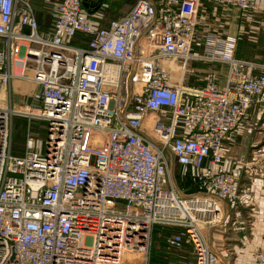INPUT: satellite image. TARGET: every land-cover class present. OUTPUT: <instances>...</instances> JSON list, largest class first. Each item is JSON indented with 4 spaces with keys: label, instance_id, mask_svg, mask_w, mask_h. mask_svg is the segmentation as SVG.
Here are the masks:
<instances>
[{
    "label": "built area",
    "instance_id": "1",
    "mask_svg": "<svg viewBox=\"0 0 264 264\" xmlns=\"http://www.w3.org/2000/svg\"><path fill=\"white\" fill-rule=\"evenodd\" d=\"M42 1L55 5L44 32L30 0H0V264H149L155 226L178 230L164 242L189 246L187 264H223L201 227L248 198L222 168L236 162L224 141L264 106V74L248 73L231 37L206 40L227 68L222 89L172 84L165 65L191 61L202 2L259 14L264 0H134L105 28L87 0ZM20 83L33 91L15 108ZM13 116L43 125L42 148L28 126L13 154ZM170 159L201 191L173 188ZM251 258L264 264V231Z\"/></svg>",
    "mask_w": 264,
    "mask_h": 264
},
{
    "label": "crops",
    "instance_id": "2",
    "mask_svg": "<svg viewBox=\"0 0 264 264\" xmlns=\"http://www.w3.org/2000/svg\"><path fill=\"white\" fill-rule=\"evenodd\" d=\"M87 1L90 5L93 4V8H90L91 13L87 12L88 15L103 28L126 13L134 2L132 0V4L129 5L128 0H100L98 4L93 3L95 0ZM32 2L37 8L39 29L44 32L50 27V12L55 5L42 0ZM209 36L234 38L235 58L251 64L248 73L252 77L264 74V11L250 14L233 7L202 2L197 15L194 41L190 48L191 61L186 67H181L180 63L165 65L172 84L181 81L187 87H202L205 79L212 77L220 89L224 88L226 66L204 55ZM224 143L231 150L236 162H225L222 168L235 175L238 189L245 190L247 197L249 196L247 192L251 193V198H247L236 208L225 205L223 222L213 226L214 228L208 227L205 235L208 244L220 255L223 264L227 257L226 253L231 252L230 250L236 260L244 263L242 254L247 249L239 247L244 245L242 243L246 238L244 230L248 225L253 229L260 224L262 222L260 217L264 214V106H253L247 110L237 127L227 135ZM174 168H177L179 173L177 176L174 175L177 179L176 190L184 195L196 193H189V187L184 189L179 186L184 183L185 169L170 159V173ZM211 231L214 233L211 234ZM233 249L238 251L235 253Z\"/></svg>",
    "mask_w": 264,
    "mask_h": 264
},
{
    "label": "rangeland",
    "instance_id": "3",
    "mask_svg": "<svg viewBox=\"0 0 264 264\" xmlns=\"http://www.w3.org/2000/svg\"><path fill=\"white\" fill-rule=\"evenodd\" d=\"M30 1H31L30 3H33L32 0H30ZM38 3H40V2L38 1ZM36 9L37 8L35 7V10ZM14 89H15L14 93L10 94V103L12 104V106H14L15 108H18L20 106L26 105V103L28 102V96H30V94L33 91L32 86L28 85L26 83H20V84H17L14 87ZM16 125L19 126L20 133H23L22 135H20V134L15 135L14 134ZM11 126H12V133H11L12 152H13V148H16L15 152L17 153L19 151V149L22 150V148L24 147L28 126L30 129V136L35 138V140L38 141L39 147L42 148V146H43L42 141L45 140L44 128H43L42 124L34 122V121H28L25 118L13 116L12 120H11ZM20 139H22V141L19 143L17 141H15V140H20ZM263 158H264V156H263ZM170 174H171L172 186L176 190L177 179H175L174 175L177 176L179 174L178 169L174 168V170H172ZM241 192H246V191L242 190ZM247 193L249 195L248 198L250 199L251 193H249V192H247ZM248 202L250 203L251 200H248ZM260 220L262 222L260 224L256 225L253 229H251L250 226L248 225V228L246 227V230H244V232L246 233V234H244V235H246V238H245L244 242H242L244 245L239 246L241 249H242V247L247 249V251H245V253L242 254V255H244V257L242 258L244 263H241L239 261V259L236 260V258L233 256L232 250H230L231 252L226 253L227 257H226V260L224 262L225 264H254L252 262L251 253L256 249L258 244L261 242V234L264 231V214H262V216L260 217ZM201 228H202L201 232L207 241V236L205 234L207 232V229H209V228H208V226L201 227ZM170 229H172V228H170ZM173 230H174V228H173ZM213 231H211V234L214 233ZM160 245H161V241L159 239V236L153 237V241L151 244L152 250L158 249L160 247ZM233 250L235 251V253H236V251H238L237 249L236 250L233 249ZM227 251H229V250H227ZM236 255H238V253Z\"/></svg>",
    "mask_w": 264,
    "mask_h": 264
},
{
    "label": "trees",
    "instance_id": "4",
    "mask_svg": "<svg viewBox=\"0 0 264 264\" xmlns=\"http://www.w3.org/2000/svg\"><path fill=\"white\" fill-rule=\"evenodd\" d=\"M129 5L132 4V0L127 1ZM84 42V38L78 36L74 40L71 41V44L73 45H80ZM15 135L20 134L22 135L23 133H20V128L18 125L15 126ZM18 143L22 141L20 140H15ZM16 148H13V154L15 155H20L21 150L16 153ZM183 176L185 177L184 183L179 184L180 187H183L184 189L189 187L190 190H188L189 193L192 192H199L201 191L199 184H197L188 168L183 171ZM178 230L176 229H169V228H163L160 226H155L153 228L152 232V241L153 237L159 236V239L161 241V245L158 249H150V259H149V264H187L194 262L193 256L190 254V247L186 245H182L180 249H170L167 248L164 240L166 237L171 236L173 233H177ZM152 250V251H151Z\"/></svg>",
    "mask_w": 264,
    "mask_h": 264
},
{
    "label": "bare ground",
    "instance_id": "5",
    "mask_svg": "<svg viewBox=\"0 0 264 264\" xmlns=\"http://www.w3.org/2000/svg\"><path fill=\"white\" fill-rule=\"evenodd\" d=\"M4 96H6V89H5V88H1V89H0V97H4ZM223 216H224L223 210H222V212L219 214L218 217H217V215H216V216H214V215L210 216V219H212V220H217V219H218V221L215 223V225H211V226H208V227H213V226H218V225H220V224L223 222V220H224ZM208 220H209V219H208ZM204 227H205V226H204Z\"/></svg>",
    "mask_w": 264,
    "mask_h": 264
},
{
    "label": "water",
    "instance_id": "6",
    "mask_svg": "<svg viewBox=\"0 0 264 264\" xmlns=\"http://www.w3.org/2000/svg\"><path fill=\"white\" fill-rule=\"evenodd\" d=\"M99 1H100V0H95L93 3L98 4ZM84 7H85V9L87 10L89 7L93 8V4H92L91 6L86 5V6H84ZM91 11H92V10H87V12H88L89 14L91 13Z\"/></svg>",
    "mask_w": 264,
    "mask_h": 264
}]
</instances>
